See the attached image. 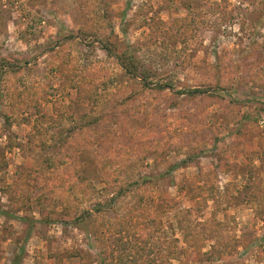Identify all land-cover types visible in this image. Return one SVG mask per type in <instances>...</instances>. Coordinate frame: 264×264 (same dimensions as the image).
I'll return each instance as SVG.
<instances>
[{
	"label": "rangeland",
	"instance_id": "374dc122",
	"mask_svg": "<svg viewBox=\"0 0 264 264\" xmlns=\"http://www.w3.org/2000/svg\"><path fill=\"white\" fill-rule=\"evenodd\" d=\"M0 264H264V0H0Z\"/></svg>",
	"mask_w": 264,
	"mask_h": 264
}]
</instances>
